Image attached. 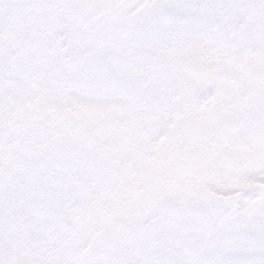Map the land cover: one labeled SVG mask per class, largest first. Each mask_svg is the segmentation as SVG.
I'll return each instance as SVG.
<instances>
[{
  "label": "snow or ice",
  "instance_id": "obj_1",
  "mask_svg": "<svg viewBox=\"0 0 264 264\" xmlns=\"http://www.w3.org/2000/svg\"><path fill=\"white\" fill-rule=\"evenodd\" d=\"M0 264H264V0H0Z\"/></svg>",
  "mask_w": 264,
  "mask_h": 264
}]
</instances>
